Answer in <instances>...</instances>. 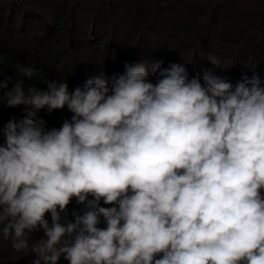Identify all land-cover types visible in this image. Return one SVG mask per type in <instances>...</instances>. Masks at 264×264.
Wrapping results in <instances>:
<instances>
[{
	"label": "clouds",
	"instance_id": "1",
	"mask_svg": "<svg viewBox=\"0 0 264 264\" xmlns=\"http://www.w3.org/2000/svg\"><path fill=\"white\" fill-rule=\"evenodd\" d=\"M162 63L155 83L144 62L72 91L0 79V110L23 109L0 126V243L32 264H264V86Z\"/></svg>",
	"mask_w": 264,
	"mask_h": 264
},
{
	"label": "trees",
	"instance_id": "2",
	"mask_svg": "<svg viewBox=\"0 0 264 264\" xmlns=\"http://www.w3.org/2000/svg\"><path fill=\"white\" fill-rule=\"evenodd\" d=\"M0 57V79L11 78L9 89L17 78L42 89L44 79H55L72 91L101 73L111 82L125 63L136 62L148 65L155 83L151 67L158 61L162 68L181 64L201 81L211 72L233 87L253 76L264 86V0H0ZM18 65L34 67L38 76L29 81ZM39 115L58 129L73 114L65 107ZM22 116V108L2 107L0 126ZM83 210L73 198L69 218ZM46 218L51 223L50 213ZM99 226L106 227L103 218ZM34 259L14 252L10 241L0 243V264ZM58 264L69 262L61 257Z\"/></svg>",
	"mask_w": 264,
	"mask_h": 264
}]
</instances>
